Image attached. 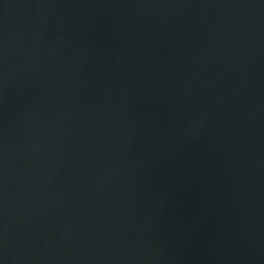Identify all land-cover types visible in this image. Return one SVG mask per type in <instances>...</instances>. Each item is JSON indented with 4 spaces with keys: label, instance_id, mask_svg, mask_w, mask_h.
<instances>
[{
    "label": "water",
    "instance_id": "water-1",
    "mask_svg": "<svg viewBox=\"0 0 264 264\" xmlns=\"http://www.w3.org/2000/svg\"><path fill=\"white\" fill-rule=\"evenodd\" d=\"M0 264H264V0H0Z\"/></svg>",
    "mask_w": 264,
    "mask_h": 264
}]
</instances>
